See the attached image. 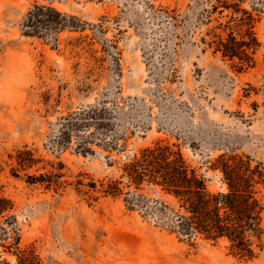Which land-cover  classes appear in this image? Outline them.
I'll list each match as a JSON object with an SVG mask.
<instances>
[{"label": "rangeland", "instance_id": "374dc122", "mask_svg": "<svg viewBox=\"0 0 264 264\" xmlns=\"http://www.w3.org/2000/svg\"><path fill=\"white\" fill-rule=\"evenodd\" d=\"M243 1L260 47L255 67L240 73L208 45L228 31L220 25L231 12L208 13L217 0H0V196L13 203L0 215V264L18 262L3 231L13 228L20 250L42 264H264V235L262 251L244 260L226 240L188 241L155 226L124 195L77 190L79 179L119 178L130 157L160 141L179 145L213 191L226 189L210 169L220 155L264 164V0ZM36 6L84 28L28 36ZM102 105L126 134L121 149L92 144L84 155L76 137L61 149L63 120ZM19 151L38 163L19 170ZM51 174L52 183L27 182Z\"/></svg>", "mask_w": 264, "mask_h": 264}, {"label": "trees", "instance_id": "16d2710c", "mask_svg": "<svg viewBox=\"0 0 264 264\" xmlns=\"http://www.w3.org/2000/svg\"><path fill=\"white\" fill-rule=\"evenodd\" d=\"M243 0H217L209 14L231 12L224 27L226 35H215L208 43L214 55L234 63L238 72L256 65L255 54L260 43L253 31L255 18L242 8ZM169 17V13H167ZM172 18V17H171ZM78 23L69 25V21ZM244 27L247 29L242 30ZM25 34L53 36L67 28H84L76 17L63 16L58 11L36 6L23 23ZM205 41V40H204ZM116 109H122L117 108ZM117 114L114 108L89 106L63 120L58 146L63 149L74 137L78 151L84 155L94 153L90 145L97 144L105 150H120L126 134L116 132ZM38 161L31 151H19L17 164L29 169ZM119 178L97 182L77 181L80 194L105 197L125 196L130 210H137L155 226L188 241L203 239L217 242L226 240L236 254L244 260H253L262 251L264 235V164L246 155L222 154L210 169L218 171L226 185L224 191H213L210 180L200 168L194 167L177 144L160 141L140 150L121 166ZM57 175L29 176V184L52 183ZM160 195L152 197L151 195ZM169 198L168 202L164 198ZM94 198V197H93ZM98 199V197H95ZM13 209V203L0 196V215ZM16 247L17 264H42L33 249L20 250V238L3 229Z\"/></svg>", "mask_w": 264, "mask_h": 264}]
</instances>
